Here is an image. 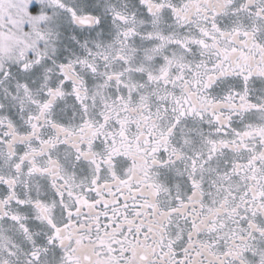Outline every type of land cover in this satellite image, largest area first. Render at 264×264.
Instances as JSON below:
<instances>
[{
  "label": "snow or ice",
  "instance_id": "6c2138e0",
  "mask_svg": "<svg viewBox=\"0 0 264 264\" xmlns=\"http://www.w3.org/2000/svg\"><path fill=\"white\" fill-rule=\"evenodd\" d=\"M0 264H264V0H0Z\"/></svg>",
  "mask_w": 264,
  "mask_h": 264
}]
</instances>
